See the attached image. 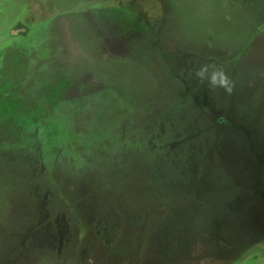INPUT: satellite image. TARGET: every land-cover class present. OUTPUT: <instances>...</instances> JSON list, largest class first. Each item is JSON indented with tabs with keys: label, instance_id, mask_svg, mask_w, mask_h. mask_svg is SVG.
<instances>
[{
	"label": "rangeland",
	"instance_id": "374dc122",
	"mask_svg": "<svg viewBox=\"0 0 264 264\" xmlns=\"http://www.w3.org/2000/svg\"><path fill=\"white\" fill-rule=\"evenodd\" d=\"M0 264H264V0H0Z\"/></svg>",
	"mask_w": 264,
	"mask_h": 264
},
{
	"label": "clouds",
	"instance_id": "9594fccd",
	"mask_svg": "<svg viewBox=\"0 0 264 264\" xmlns=\"http://www.w3.org/2000/svg\"><path fill=\"white\" fill-rule=\"evenodd\" d=\"M210 69L213 70L211 75L208 74ZM194 75L200 83L207 82L212 89L224 88L225 91L229 93L232 91L229 77L222 69H217L214 64L205 63L199 65L196 67Z\"/></svg>",
	"mask_w": 264,
	"mask_h": 264
}]
</instances>
